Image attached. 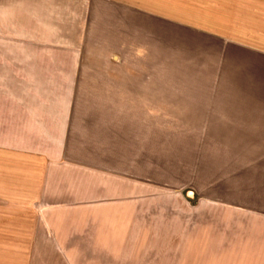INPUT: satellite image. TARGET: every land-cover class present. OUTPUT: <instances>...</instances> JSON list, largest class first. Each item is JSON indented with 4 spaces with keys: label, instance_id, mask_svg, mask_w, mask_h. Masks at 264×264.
Segmentation results:
<instances>
[{
    "label": "rangeland",
    "instance_id": "obj_1",
    "mask_svg": "<svg viewBox=\"0 0 264 264\" xmlns=\"http://www.w3.org/2000/svg\"><path fill=\"white\" fill-rule=\"evenodd\" d=\"M0 264H264V0H0Z\"/></svg>",
    "mask_w": 264,
    "mask_h": 264
}]
</instances>
